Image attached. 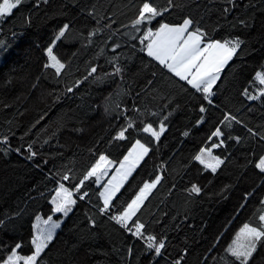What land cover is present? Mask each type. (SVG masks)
<instances>
[{
    "label": "trees",
    "instance_id": "obj_1",
    "mask_svg": "<svg viewBox=\"0 0 264 264\" xmlns=\"http://www.w3.org/2000/svg\"><path fill=\"white\" fill-rule=\"evenodd\" d=\"M138 2L48 0L47 4L41 3L38 8L31 9V24L25 20L27 9H22L24 15L16 13L7 23L0 22V41H4V45H0V135L11 129L15 132L13 143L19 142L22 135L26 141L35 140L40 155L49 161L40 171L15 153L0 156V219L5 214L13 217L10 222L6 221V232L0 229V236L5 239L14 236L27 238L35 215L46 218L50 207L49 190L55 187L50 177L58 169H71L72 174L79 176L100 152L118 164L135 139L143 141V137L136 133L125 141L112 139L124 123L123 119H114L117 112L139 122L136 113L131 111L134 103L141 109L147 106L156 111L169 101H174L173 108L179 106L161 140L153 144V152L141 161L118 193L120 200L129 199L143 181L154 178L155 174L162 176V182L150 193L139 215L149 225V231L167 234L170 251L187 242L193 249L188 264H197L203 249L223 233L219 240L222 254L223 246L240 224L254 219V213L260 210L256 198L249 201L245 210H235L241 193L261 183L255 171L245 167L249 149L254 148L257 152L261 149L255 140L246 139L238 145L230 141L229 159L215 176L201 174L198 165L189 164L191 155L210 134L213 125L223 118L222 112L235 114L253 131H264V106L260 101H244L239 96L244 78L264 62L260 0H238L242 5H255V8L241 7L227 18L231 21L233 16L254 13L256 26L244 37L249 44L247 53L226 68L217 82L213 106H208V112L204 114L206 123L201 126H194L199 115L198 102L181 91L175 78H170V74L154 61L148 63L150 58L140 52L138 39L133 41L125 35L130 32V20ZM156 2L163 3V0ZM178 2L185 5L184 11L202 16L207 25L219 20L228 29L219 12L225 0ZM76 5L86 6L85 11L79 12ZM93 5L97 11L95 19L88 16ZM73 16H76L74 28L55 49L67 65L64 74L56 77L51 69L42 67L45 62L43 48L58 25ZM105 24L111 27L106 28ZM94 28L102 31L91 37L89 43L87 33ZM135 35L139 37L141 33ZM114 42L121 45L115 53L119 55L120 63L131 69L123 79L104 77L105 72L112 71L108 61L114 55ZM92 66H97L98 71L89 75ZM76 80L81 83L68 93L67 87ZM203 103L207 106L206 101ZM126 107L128 111L124 113ZM249 108L253 110L249 111ZM185 131L189 132L187 137L182 135ZM237 134L245 136L246 129L236 125L233 135ZM191 183L203 186L199 197L190 198L185 191ZM226 184L231 185V189L221 196L220 191ZM97 202V196L90 192V202L78 201L69 217H60L65 222L57 229L48 264H137V257H140V264H146L141 256L142 242L123 232L114 222L107 221L106 217H99L93 207ZM14 213L20 215L13 216ZM88 217L98 221L96 229L89 231ZM129 245L133 247L131 257L126 251Z\"/></svg>",
    "mask_w": 264,
    "mask_h": 264
},
{
    "label": "snow or ice",
    "instance_id": "obj_2",
    "mask_svg": "<svg viewBox=\"0 0 264 264\" xmlns=\"http://www.w3.org/2000/svg\"><path fill=\"white\" fill-rule=\"evenodd\" d=\"M41 3L47 4L48 0H31V3L29 0H0V22L7 23L16 13L24 15L22 9H27L28 15L25 16V20L31 24V9L38 8ZM260 3V37L264 41V0H260ZM76 6L79 12L85 11L86 6ZM241 7L254 9L255 5H242L238 0H225V5L219 8L220 17L228 24V29H226L225 25L219 23V20L211 26L207 25L202 16L197 17L191 11H184L185 5L178 0H163V3H158L156 0H139L134 5L135 11L130 20V32L125 35L133 41L138 39L140 52L150 58L148 63L151 64L154 61L162 70L170 74V78H175L181 91L198 102L199 115L195 119L194 126L206 123L204 114L208 112V106H213L216 94L214 88L217 82L221 80L225 69L231 67L237 59L241 58L242 54H246L249 48L248 41L244 37L256 26L255 14L236 15L231 21L227 19ZM96 15L97 11L93 5L88 11V16L95 19ZM75 20L76 16H73L59 24L43 48L45 62L42 67L45 70L51 69L56 77L64 74L67 65L55 49L58 42L67 39L69 32L74 28ZM96 23L99 24V20ZM104 27L110 28L111 25L105 24ZM101 31V28L89 31L86 37L88 42L91 43V37ZM135 33H141V35L137 37ZM0 45H4V41H0ZM132 46L135 47V44ZM120 47L119 42H114L112 46L114 55L108 61L112 71L105 72L104 77L118 76L123 79L125 73L131 71L120 63L119 55L115 54L116 49ZM262 49H264V44H262ZM100 54L102 55L103 51ZM141 62L143 63V59ZM97 71L98 67L92 66L88 74L92 75ZM80 83V80H76L72 86L67 87L66 91L72 93ZM148 83L151 84L152 81ZM239 96L244 101H260L264 106V62H261L258 69H254L244 78V83L240 85ZM205 101L207 106L203 103ZM173 103L174 101H169L162 104L158 111L147 106L141 109L134 103L131 111L136 113L138 123L137 120L117 112L114 119H123L124 123L119 126L112 139L125 141L132 133H136L143 137V141L139 138L135 139L123 159L119 161V166L114 173L103 183V178L109 176V169L116 163L103 152H100L98 158L79 176L72 174L71 169L67 171L58 169L57 173L50 177L55 187L49 190V214L46 218L40 214L35 215L27 238L14 236L5 239L0 236V264H48L51 246L58 235L57 229H60L65 222L60 217H69L78 201L90 202V192L97 196L98 202L93 207L96 208V214L99 217H106L107 221L114 222L123 232L130 234L136 241L142 242L141 256L146 264H188V257L193 251L192 246L185 242L182 247L170 251L167 234L149 231V225L140 219L142 206L150 193L162 182L160 174H155L154 178L143 181L138 191L129 199L120 200L118 196L125 181L141 161L153 152V144L161 140L162 135L170 126L171 119L179 107L177 105V108H173ZM105 110L108 111L107 108ZM252 110L249 108V111ZM127 111L126 107L124 113ZM222 117L213 125L210 134L205 136L191 155L189 164L198 165L201 174L209 173L215 176L229 159L230 141L238 145L246 139L255 140L256 144L261 145V149L259 152L254 148L249 149L245 167L253 169L260 177L261 183L241 193L235 210L237 212L245 210L253 198H256L260 210L254 213V219L250 218L240 224L230 241L223 246L222 254L219 252V240L223 233L214 237V241L200 253L197 264H264V131H253L251 127L230 112H222ZM236 125L246 129L245 136L233 135ZM182 135L187 137L189 132L185 131ZM14 138L15 132L11 129L7 134L0 135V156L8 157L15 153L30 162L36 169L43 171L49 161L40 155L36 148V141H26L25 136L22 135L19 142L13 143ZM92 185L97 187L92 188ZM230 189L231 185H224L220 195L223 196ZM203 190V186L197 183H191L190 187L185 189L190 198L199 197ZM19 215L20 213L13 214V216ZM54 216L57 218L54 219ZM12 218L5 214V217L0 219V229L6 232L8 228L6 221L10 222ZM185 219L188 218L185 217ZM87 224L89 231L99 226L98 221L92 217L87 218ZM176 227L179 228V225ZM126 251L128 256L134 255L131 245L126 248ZM213 253L217 254L213 255ZM137 264H140V257H137Z\"/></svg>",
    "mask_w": 264,
    "mask_h": 264
},
{
    "label": "rangeland",
    "instance_id": "obj_3",
    "mask_svg": "<svg viewBox=\"0 0 264 264\" xmlns=\"http://www.w3.org/2000/svg\"><path fill=\"white\" fill-rule=\"evenodd\" d=\"M118 166H119V163H118V164H113V165H112V167L109 169V176H108V177H104L103 180H102V183H103V182H106L107 179L110 178V175H111L112 173H114L115 169H116Z\"/></svg>",
    "mask_w": 264,
    "mask_h": 264
},
{
    "label": "crops",
    "instance_id": "obj_4",
    "mask_svg": "<svg viewBox=\"0 0 264 264\" xmlns=\"http://www.w3.org/2000/svg\"><path fill=\"white\" fill-rule=\"evenodd\" d=\"M138 167V166H137Z\"/></svg>",
    "mask_w": 264,
    "mask_h": 264
}]
</instances>
